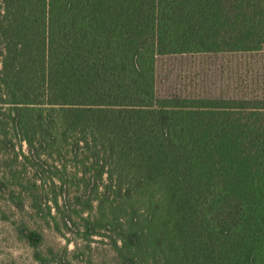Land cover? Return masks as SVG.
Returning <instances> with one entry per match:
<instances>
[{
	"label": "trees",
	"instance_id": "16d2710c",
	"mask_svg": "<svg viewBox=\"0 0 264 264\" xmlns=\"http://www.w3.org/2000/svg\"><path fill=\"white\" fill-rule=\"evenodd\" d=\"M263 50L264 0H0V192L74 190L129 253L264 264V97L155 92L158 57Z\"/></svg>",
	"mask_w": 264,
	"mask_h": 264
},
{
	"label": "rangeland",
	"instance_id": "374dc122",
	"mask_svg": "<svg viewBox=\"0 0 264 264\" xmlns=\"http://www.w3.org/2000/svg\"><path fill=\"white\" fill-rule=\"evenodd\" d=\"M155 92L159 97H264V50L248 53L186 54L158 57L155 62ZM74 190L62 196L59 188L48 182L39 187L37 197L42 211H32L28 194H23L25 209H16L0 192V264H176L166 248L143 244L139 251L127 252L119 232L110 221L95 217L86 224L72 212L79 206ZM58 197V207L51 199ZM70 216V220H68ZM26 225L42 234L39 251H34L21 237Z\"/></svg>",
	"mask_w": 264,
	"mask_h": 264
}]
</instances>
